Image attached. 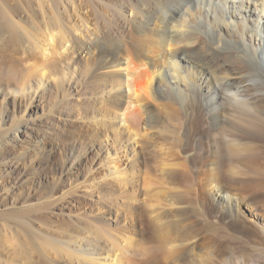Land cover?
Instances as JSON below:
<instances>
[{
  "label": "bare ground",
  "instance_id": "1",
  "mask_svg": "<svg viewBox=\"0 0 264 264\" xmlns=\"http://www.w3.org/2000/svg\"><path fill=\"white\" fill-rule=\"evenodd\" d=\"M5 73L15 264H264V0H0Z\"/></svg>",
  "mask_w": 264,
  "mask_h": 264
},
{
  "label": "rangeland",
  "instance_id": "2",
  "mask_svg": "<svg viewBox=\"0 0 264 264\" xmlns=\"http://www.w3.org/2000/svg\"><path fill=\"white\" fill-rule=\"evenodd\" d=\"M18 83H20V82H18V80L16 79H13V78H9L7 75H6V73H5V75L4 74H0V89L1 88H5V87H7L8 85H10V86H15V85H18ZM0 109H1V98H0ZM0 123H1V119H0ZM2 133H0V135H1ZM5 136L4 135H2V136H0V143L2 142V141H4V140H2L3 138H4ZM0 164L1 163H3V159L5 158V157H7V156H9V158L10 157H13L14 155H18V152H16V151H14V153H13V151H12V154L11 153H9V154H7V153H5L3 150H2V147L0 146ZM2 151V152H1ZM4 153H5V155H4ZM6 159V158H5ZM29 159V161H30V159H33V158H28ZM60 160V159H59ZM203 180V179H202ZM201 181V180H200ZM34 184V183H33ZM48 182H44V184H42L41 186H37L36 185V183L34 184L36 187H39L38 189H41L42 190V193H46L47 192V190H48ZM157 184V183H156ZM155 184V185H156ZM154 185V187L155 188H157V189H159L160 187L158 186V184L155 186ZM43 188V189H42ZM28 189H30L29 187L27 188V190ZM38 189H37V192H38ZM30 191L32 192V189H30ZM2 198H3V196L1 195L0 196V202L2 201ZM1 219V218H0ZM58 218H55V217H53L51 220L55 223V224H59V221L57 220ZM2 220H0V264H15V262L17 263V261H18V259H22V257L21 256H24V254L23 253H29L30 251L31 252H33V250H30L29 251V249H33V246H29L31 243H30V241L28 242L27 240L29 239V237H28V233H27V231L24 229V228H20V227H17L18 229H20V230H18V231H21V234H26L25 235V237H24V235H22L23 237L22 238H20L21 237V235H19V237H18V231H17V228L14 226L13 228L14 229H16V230H14V229H12L13 231H14V233H13V231L12 230H9V229H11V228H9V227H7V226H5V225H3L2 224V222H1ZM58 222V223H57ZM223 226H225L224 224H222ZM4 229H3V228ZM9 228V229H8ZM53 228V227H52ZM16 231V232H15ZM22 231H24L23 233H22ZM12 232V233H11ZM15 233L17 234V235H15ZM19 234H20V232H19ZM14 235H15V238L17 239V241L19 242L20 241V243H18V242H14V241H16L15 240V238H14ZM19 238V239H18ZM13 239H14V241H13ZM20 239H22L23 241H27L28 242V244L27 243H25V242H23V241H21ZM24 239H26V240H24ZM21 242H23V243H21ZM14 245V246H13ZM15 245H17V247L19 246V248H17ZM16 247V249L15 250H17V252L14 250V248ZM25 247V248H24ZM30 247V248H29ZM13 248V249H12ZM28 249V251L29 252H25L27 249ZM18 249H19V251H18ZM20 249H23V250H20ZM26 249V250H25ZM15 252H14V251ZM22 251H23V253H22ZM17 253V254H16ZM19 253L21 254V256L19 255ZM18 255V256H16V255ZM15 255V256H14ZM16 257V258H15ZM19 257H21V258H19ZM14 260V261H13ZM3 262V263H2ZM14 262V263H13Z\"/></svg>",
  "mask_w": 264,
  "mask_h": 264
}]
</instances>
